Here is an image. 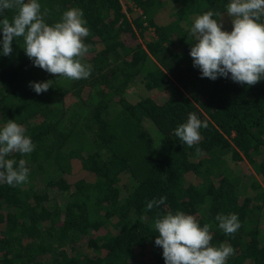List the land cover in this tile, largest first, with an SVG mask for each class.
<instances>
[{
    "label": "trees",
    "instance_id": "1",
    "mask_svg": "<svg viewBox=\"0 0 264 264\" xmlns=\"http://www.w3.org/2000/svg\"><path fill=\"white\" fill-rule=\"evenodd\" d=\"M129 1L139 15L121 0H39L49 25L82 10L85 79L33 66L22 39L0 55V125L13 120L34 145L7 157L28 174L0 182V264H164L153 221L168 211L208 224L213 246L231 245L226 264H264V80L201 78L188 55L197 15L221 13L230 30L227 0ZM45 80L40 94L29 86ZM189 112L207 122L192 147L173 134ZM228 213L240 226L226 235L215 217Z\"/></svg>",
    "mask_w": 264,
    "mask_h": 264
},
{
    "label": "clouds",
    "instance_id": "2",
    "mask_svg": "<svg viewBox=\"0 0 264 264\" xmlns=\"http://www.w3.org/2000/svg\"><path fill=\"white\" fill-rule=\"evenodd\" d=\"M7 10H14L10 19L5 16ZM224 13L231 22L227 31L218 21L221 13L208 10L192 20L189 34L195 43L188 53L192 66L198 69L201 78L209 80L221 77L248 86L264 80V0H227ZM87 35L86 21L79 8L63 11L60 19L49 25L43 20L39 0H0L2 56L12 52L13 41L22 39L24 54L33 66L70 80L85 79L91 67L80 58L87 52L83 42ZM51 82L30 81L29 86L40 94L48 90ZM206 127L205 120L189 112L186 120L173 129V134L182 144L192 147L201 138L199 130ZM33 148L23 126L13 120L0 125V182L13 187L26 182L25 161L7 157L10 153H31ZM164 201V196L154 197L146 202L145 208L152 210ZM215 220L226 235L240 226L235 213L218 214ZM153 228L156 234L153 244L162 249L164 264H226L233 254L231 245L210 244L208 224L200 226L192 215L181 211L158 215Z\"/></svg>",
    "mask_w": 264,
    "mask_h": 264
},
{
    "label": "rangeland",
    "instance_id": "3",
    "mask_svg": "<svg viewBox=\"0 0 264 264\" xmlns=\"http://www.w3.org/2000/svg\"><path fill=\"white\" fill-rule=\"evenodd\" d=\"M128 3H129V0H123V1H122L123 9H124V10H125V7H126V5H127ZM226 3H227V2H226ZM140 11H141V9L139 10L138 7H137V8H135L134 10L127 11V14L135 16V15H139V14H140ZM225 14H226V13H225ZM152 32H153L152 29H149L148 31L144 32V37H147V38H148L149 34H151ZM142 125H143L144 128H150L148 122H142ZM129 132H130V128L128 127V135H129ZM250 170H251V175H252V177H254L255 174H254V172L252 171V168H251V167H250ZM263 225H264V207H263Z\"/></svg>",
    "mask_w": 264,
    "mask_h": 264
},
{
    "label": "built area",
    "instance_id": "4",
    "mask_svg": "<svg viewBox=\"0 0 264 264\" xmlns=\"http://www.w3.org/2000/svg\"><path fill=\"white\" fill-rule=\"evenodd\" d=\"M122 1H123V0H121V4H122ZM128 4H129V5H132V6H135V5H134L132 2H130V1H129V3H128ZM122 5H123V4H122ZM135 8H137V6L133 7V9H135ZM138 9L140 10V8H139V7H138ZM140 12H141V11H140Z\"/></svg>",
    "mask_w": 264,
    "mask_h": 264
}]
</instances>
